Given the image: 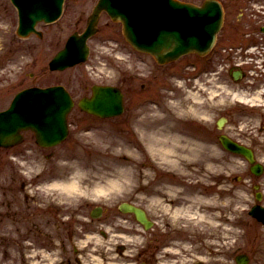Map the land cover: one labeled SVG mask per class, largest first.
Here are the masks:
<instances>
[{"label":"rangeland","instance_id":"obj_1","mask_svg":"<svg viewBox=\"0 0 264 264\" xmlns=\"http://www.w3.org/2000/svg\"><path fill=\"white\" fill-rule=\"evenodd\" d=\"M218 1L224 22L206 59L192 53L159 65L136 51L122 25L102 12L98 32L88 41V60L53 72L50 61L72 34L85 30L98 0H65L56 23L39 24L42 39L19 37L16 9L0 0V111L32 86L63 85L75 101L66 141L20 165L26 176L52 171L53 180L33 193V205L49 202L54 213L66 212L67 264H237L241 254L248 264H264V225L249 214L253 205H264V173L255 176L247 160L218 142L220 134L228 135L252 148L264 166V111L250 109L258 94L248 95L252 100L242 107L241 84L230 73L240 66L249 68L251 81L264 80V0ZM251 38L256 46L242 64L238 48ZM96 85L123 92L121 116L100 119L78 107ZM222 117L227 123L218 129ZM203 196L217 206L211 227L193 220L204 210ZM124 202L146 209L155 221L149 230L152 259L143 254V226L119 211ZM180 203H192V210L175 217ZM97 207L102 215L93 218ZM16 235L0 228V264H62L55 254L37 260L35 253L23 252L27 245L18 247Z\"/></svg>","mask_w":264,"mask_h":264},{"label":"water","instance_id":"obj_2","mask_svg":"<svg viewBox=\"0 0 264 264\" xmlns=\"http://www.w3.org/2000/svg\"><path fill=\"white\" fill-rule=\"evenodd\" d=\"M19 11L18 34L22 37L35 32L38 22L56 21L63 8L64 0H12ZM106 11L116 22H122L127 41L138 51L153 55L159 64L176 60L189 53L204 55L216 42L224 21V9L217 0H207L203 6L181 3L176 0H99L82 34L75 33L50 62V70L63 71L87 60L88 40L97 29L100 13ZM264 31V28L262 29ZM238 80V72L233 75ZM93 96L79 101L85 112L101 117H116L124 112V96L112 86H94ZM74 107V101L62 86L30 88L20 92L11 107L0 114V145H12L19 140L21 128L36 133L42 146H54L68 136L67 117ZM225 120L218 126L222 128ZM220 142L229 152L242 155L251 165V172L260 176L264 167L256 163L254 151L237 143L225 134ZM258 189V186L255 187ZM261 200V193H257ZM120 210L130 213L142 225L151 226L146 212L135 205L122 203ZM102 208L92 212L99 218ZM250 215L264 224V208L256 205ZM250 259L241 254L237 264H248Z\"/></svg>","mask_w":264,"mask_h":264},{"label":"flooded vegetation","instance_id":"obj_3","mask_svg":"<svg viewBox=\"0 0 264 264\" xmlns=\"http://www.w3.org/2000/svg\"><path fill=\"white\" fill-rule=\"evenodd\" d=\"M261 39H264V37L261 36ZM251 40L255 43L253 38ZM198 57L202 58L201 56ZM243 59L242 64H245V55ZM248 72L249 68H241L239 83L241 84L240 91H242L243 97L240 103L244 107L246 100H252L248 95L258 94V98L256 97L258 102L250 104L252 107L250 109L253 111L259 110L258 114H260V112L264 111V80L257 81L255 79V81H251ZM148 77L146 79L147 82L151 79L150 76ZM240 112L246 115L245 110ZM26 134L30 135V137L26 136ZM18 135L20 137L18 143L10 146H0V151L3 153V158L0 162V228L4 232L17 233L14 240L17 241L18 247L21 248V244L27 245L23 252L35 253L37 260L38 257L42 259V255H48L47 257L50 259L55 254V256L61 258L62 262L60 261V263L67 264L68 229L66 222H64L65 216H63L66 212L63 208H56V212L59 214L54 213L52 205L49 202L47 204L39 203L36 207L33 205V202H35V195L33 193H36V189L42 186L41 184L53 180L52 171L49 170L47 173L41 172L36 176H26L27 172L20 166L24 165L25 159H29L31 154L50 151L54 147L39 145L37 137L32 131H20ZM14 163L19 164V166L15 167ZM144 210L152 225L143 226L145 231L142 238L144 243L147 241V244L143 247V254L147 259H152V250L149 247V230L154 227L155 221L150 218L148 211ZM42 220L44 221L42 222ZM155 239L158 238L155 237ZM159 250H161L160 244H158L155 251ZM38 254L39 256H37Z\"/></svg>","mask_w":264,"mask_h":264},{"label":"bare ground","instance_id":"obj_4","mask_svg":"<svg viewBox=\"0 0 264 264\" xmlns=\"http://www.w3.org/2000/svg\"><path fill=\"white\" fill-rule=\"evenodd\" d=\"M71 188L76 189L78 188V185L76 183H73L71 185ZM202 200H203V203H202L203 205L202 206L200 205V208L203 207L204 210H202L201 213L195 212V216L193 217V220L195 219L196 222L197 221L206 222L209 225V227H211V225L213 224V220L217 216L215 213H213L215 210H217V206L215 205V202H213V200H210L206 198L205 196L202 197ZM190 210H192V203L191 204L190 203H180L179 208L175 210V217H179L180 215L186 212H189Z\"/></svg>","mask_w":264,"mask_h":264}]
</instances>
